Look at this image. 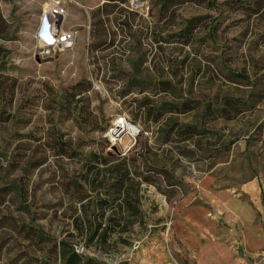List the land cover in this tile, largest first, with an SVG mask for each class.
Wrapping results in <instances>:
<instances>
[{"label":"rangeland","instance_id":"1","mask_svg":"<svg viewBox=\"0 0 264 264\" xmlns=\"http://www.w3.org/2000/svg\"><path fill=\"white\" fill-rule=\"evenodd\" d=\"M63 1L74 44L43 55L46 0H0V264L72 230L60 183L90 153L133 156L150 182L144 226L102 264H264V0L162 19L163 0ZM121 119L134 134L112 140Z\"/></svg>","mask_w":264,"mask_h":264},{"label":"trees","instance_id":"2","mask_svg":"<svg viewBox=\"0 0 264 264\" xmlns=\"http://www.w3.org/2000/svg\"><path fill=\"white\" fill-rule=\"evenodd\" d=\"M178 1L163 0L159 19L167 12L173 13V3ZM183 133L186 137L189 131ZM135 162L133 156L126 154L90 153L76 179L60 183L63 196L73 189L70 196L75 207L69 216L72 230L65 238L52 242L48 255L38 258L36 264H102L101 255H111L119 246L130 244L134 226H144L141 199L144 186L150 184L149 178L137 171ZM25 234L28 238L42 237L35 229H27ZM85 248L96 254H87Z\"/></svg>","mask_w":264,"mask_h":264},{"label":"built area","instance_id":"3","mask_svg":"<svg viewBox=\"0 0 264 264\" xmlns=\"http://www.w3.org/2000/svg\"><path fill=\"white\" fill-rule=\"evenodd\" d=\"M67 7V3L63 0H46L36 33V41L43 55L56 54L74 44L75 33L63 29L68 13Z\"/></svg>","mask_w":264,"mask_h":264},{"label":"bare ground","instance_id":"4","mask_svg":"<svg viewBox=\"0 0 264 264\" xmlns=\"http://www.w3.org/2000/svg\"><path fill=\"white\" fill-rule=\"evenodd\" d=\"M136 5H140L141 3L135 2ZM115 120V119H114ZM134 129L132 126H129L124 120H118L115 122L114 128L110 130V136L112 140L115 139V137L120 136L123 132H126L129 135L134 134ZM136 131V130H135Z\"/></svg>","mask_w":264,"mask_h":264},{"label":"water","instance_id":"5","mask_svg":"<svg viewBox=\"0 0 264 264\" xmlns=\"http://www.w3.org/2000/svg\"><path fill=\"white\" fill-rule=\"evenodd\" d=\"M113 149H115V148L113 147Z\"/></svg>","mask_w":264,"mask_h":264}]
</instances>
